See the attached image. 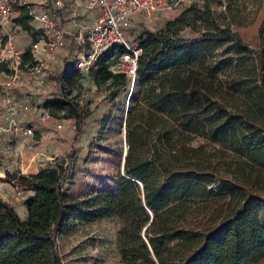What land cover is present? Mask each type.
<instances>
[{
    "label": "trees",
    "instance_id": "trees-1",
    "mask_svg": "<svg viewBox=\"0 0 264 264\" xmlns=\"http://www.w3.org/2000/svg\"><path fill=\"white\" fill-rule=\"evenodd\" d=\"M212 13L208 3L193 5L162 29L137 35L142 52L126 119L128 151L115 191L83 198L66 193L74 172L66 159L35 174L6 171L5 181L32 194L25 200V218L0 197V264H63L59 234L112 217L128 220L119 238L124 264H185L222 226L262 212L264 20L259 46L251 49ZM16 22L32 36L23 63L38 62L32 47L43 31L31 26L25 6ZM186 28L200 35L185 37ZM215 42L231 43L234 50L214 60ZM109 54L100 55L89 73L98 89L115 94L130 80L109 70ZM2 70H8L5 63ZM68 71L56 76L57 93L46 107L54 118H74L81 131L83 107L63 86ZM203 71H224L225 78L216 84ZM109 118L104 116L103 126ZM196 137L221 147L195 144Z\"/></svg>",
    "mask_w": 264,
    "mask_h": 264
},
{
    "label": "rangeland",
    "instance_id": "rangeland-1",
    "mask_svg": "<svg viewBox=\"0 0 264 264\" xmlns=\"http://www.w3.org/2000/svg\"><path fill=\"white\" fill-rule=\"evenodd\" d=\"M207 3L212 8V16L222 27H231L251 49L258 48L264 0H181L173 9L158 12L152 17L136 15L128 32L134 37L143 29L157 31L189 7L203 8ZM197 25L201 28L203 21L199 19ZM25 31L22 27L17 28L16 36ZM181 34L185 37L200 35L191 28H186ZM22 41L21 36L16 44L24 51L29 44L25 48L20 47ZM212 49L211 58L216 60L224 58L227 53L229 55L234 47L231 43L215 42ZM83 52L85 49L68 37L55 58L44 60L47 61L45 83L15 90L17 105L29 104L32 107L26 113L28 121L24 124H31L34 133L27 137L13 134L12 148H0V197L14 205L22 218L27 216L24 199L31 194L5 181L7 170L35 174L41 168L54 166L58 160L66 159L73 164L74 170L65 185L66 193L83 198L100 190H116L128 151L126 119L135 81H129L128 88H121L115 94L108 89H98L90 73L75 68ZM35 58L41 61L43 54L40 52ZM64 68L69 71L63 77V86L83 107L81 131L72 117L53 118L40 123L35 110L36 107L46 108V102L55 96L58 89L56 76ZM6 72H0V98ZM203 72L207 81L213 80L216 84L225 78L224 71L212 76H207V71ZM109 113L110 118L103 126L102 119ZM58 122L63 124L62 127H57ZM194 143L204 144L208 149L221 147L219 143L203 137H196ZM21 150L26 152L22 159L19 156ZM249 216L238 223L230 221L222 226L207 247L185 264H264V207L261 213L251 212ZM127 223L128 220L120 217L105 218L81 224L71 233L59 234L57 243L63 264H124L119 238Z\"/></svg>",
    "mask_w": 264,
    "mask_h": 264
},
{
    "label": "built area",
    "instance_id": "built-area-1",
    "mask_svg": "<svg viewBox=\"0 0 264 264\" xmlns=\"http://www.w3.org/2000/svg\"><path fill=\"white\" fill-rule=\"evenodd\" d=\"M181 0H0V66L5 63L7 72L1 84L0 142L12 148V135L29 136L34 133L27 122L26 113L31 105H17L15 90L44 84L47 58H55L67 38L85 49L75 63V68L89 73L100 55L109 51L108 68L114 73H124L130 81L136 80L138 58L142 52L140 39L131 37L129 29L136 15L152 17L158 12L171 10ZM20 6H25L30 24L42 30L32 53L43 54L37 64L23 63V50L16 44V18ZM40 123L50 121L48 107L35 108ZM58 122L57 127H62ZM20 158L26 152H19ZM23 172V171H22Z\"/></svg>",
    "mask_w": 264,
    "mask_h": 264
},
{
    "label": "crops",
    "instance_id": "crops-1",
    "mask_svg": "<svg viewBox=\"0 0 264 264\" xmlns=\"http://www.w3.org/2000/svg\"><path fill=\"white\" fill-rule=\"evenodd\" d=\"M22 37H23V41L21 42V44H20V47H23V48H25L28 44L30 45L31 43H32V36L28 33V31H25V33H22V34H20ZM20 35H17L16 36V40H18V42H19V39H20ZM55 57H56V53H55V55H54ZM0 148L1 149H8V147H7V145L5 144V143H3V142H0ZM6 170H4L3 171V173L5 172ZM11 171V170H10ZM2 173V174H3ZM29 194H32V192L31 191H29L28 192ZM28 198V197H27ZM26 198V199H27ZM26 199H24V210H25V200ZM27 212V211H26Z\"/></svg>",
    "mask_w": 264,
    "mask_h": 264
},
{
    "label": "water",
    "instance_id": "water-1",
    "mask_svg": "<svg viewBox=\"0 0 264 264\" xmlns=\"http://www.w3.org/2000/svg\"><path fill=\"white\" fill-rule=\"evenodd\" d=\"M127 113H128V109H127ZM127 113H126V114H127ZM126 154H127V152L125 153V156H126ZM125 156H124V160H125Z\"/></svg>",
    "mask_w": 264,
    "mask_h": 264
}]
</instances>
